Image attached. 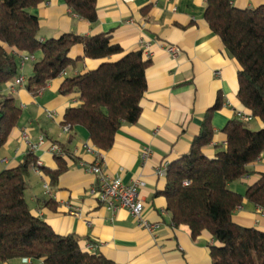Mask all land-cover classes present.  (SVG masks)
<instances>
[{"label": "crops", "instance_id": "0c3cea01", "mask_svg": "<svg viewBox=\"0 0 264 264\" xmlns=\"http://www.w3.org/2000/svg\"><path fill=\"white\" fill-rule=\"evenodd\" d=\"M262 4L264 0H234L240 9ZM205 7L206 0H95L93 22L78 16L64 0H48L31 10L38 17L40 40L68 32L82 36L110 33L112 42L123 53L142 50L144 46L151 50L144 72L146 86L140 100V115L134 123L120 126L113 145L106 151L93 145L83 127L63 131L65 110L80 101L76 93L59 92L66 77L93 70L106 59L82 58V46L75 45L71 58H81L37 94L25 85L14 87L13 82L0 89V99L12 94L21 110L15 127L0 147V171L15 167L30 150L43 169L56 171L62 165L54 182L42 169L31 168L25 191L31 212L57 234L76 236L82 249L102 254L112 264L212 263L209 246L217 243L209 232L202 231L193 237L187 225H172L166 199L161 194L166 175L158 171L190 150L206 115L213 133L201 150L206 157L213 158L226 147V123L237 119L238 113L251 114L237 97L240 66L210 29L204 18ZM165 43L179 48L177 58L169 55ZM22 54L16 53L15 57L18 76L26 83L32 75L33 62L29 61L32 65L26 69L27 62L21 65ZM34 58L40 59L41 53L34 54ZM216 103L219 107L213 109ZM250 123L253 130L263 127L258 117H252L247 125ZM54 143L66 153L60 161L50 151ZM97 155L108 175L125 184L144 182L139 195L144 201V216L158 224L155 236L139 227L126 208L111 211L90 194L95 176L87 167L95 163ZM248 169L252 175L230 184V189L243 196L257 174L264 172V152ZM44 183L49 184L51 197L44 194ZM233 220L264 231V211L246 197L234 211ZM88 244L93 247L88 248ZM0 264L43 261L17 257Z\"/></svg>", "mask_w": 264, "mask_h": 264}, {"label": "trees", "instance_id": "16d2710c", "mask_svg": "<svg viewBox=\"0 0 264 264\" xmlns=\"http://www.w3.org/2000/svg\"><path fill=\"white\" fill-rule=\"evenodd\" d=\"M47 1L0 0V89L18 76L16 53H41L25 83L33 94L81 58H71L75 45L82 46V58L106 59L93 70L66 77L59 88L62 95L78 94L80 101L65 110L61 124L69 125L70 130L83 127L93 145L106 151L120 126L134 123L140 115L149 60L141 49L123 53L110 33L82 36L68 32L40 40L38 17L31 10ZM64 2L81 18L96 20L95 0ZM204 18L240 66L238 100L263 127L253 130L239 119L229 120L223 128L225 149L208 158L201 150L213 133L206 115L190 150L168 164L161 194L173 226L187 225L193 237L202 231L211 234L217 243L209 246L211 264H264V231L233 220L243 197L264 211V172L257 174L244 196L230 189L234 181L252 175L248 166L264 152V4L240 9L234 0H206ZM218 107L216 103L213 109ZM20 114L12 94L0 99V147ZM36 161L30 150L15 167L0 171V262L20 257L43 264H112L102 254L82 249L76 236L57 234L31 212L25 191ZM39 168L51 182L63 169L62 165L56 171ZM185 180L188 185L183 184Z\"/></svg>", "mask_w": 264, "mask_h": 264}, {"label": "built area", "instance_id": "2783aa9c", "mask_svg": "<svg viewBox=\"0 0 264 264\" xmlns=\"http://www.w3.org/2000/svg\"><path fill=\"white\" fill-rule=\"evenodd\" d=\"M164 47L172 58L175 59L179 56L180 50L178 47L168 43H165ZM142 54L144 58L149 59L152 55V52L148 46H144L142 48ZM26 61L34 62V55L25 53L22 54L21 65ZM21 85H25L24 79L22 76H17L13 80V86L15 87ZM252 117L253 116L251 114H237V119L244 123L250 121ZM62 128L66 133L70 131L69 125H63ZM25 135L26 134L24 133V136ZM50 151L52 152V154L60 157H64L66 155L62 147L55 143L51 145ZM144 154H146V152H144ZM34 167L39 170L40 162L36 161V165ZM167 167L168 164H164L162 168L158 170L160 174L166 175ZM87 169L91 174L95 176V182L90 188V194L94 196L99 201V203H101L111 211H115L118 208H126L139 227L148 231L152 236H155V233L158 229V224L149 221L144 216V201L139 195V188L144 185L143 181L136 180L129 184H125L120 179L108 175L106 173V170L102 166L101 158L99 157V155L96 156L95 163L89 165ZM183 184L188 185L189 181L185 180ZM43 189L44 194L50 197L52 196L49 184L44 183ZM87 247L91 248L93 247V245L88 244Z\"/></svg>", "mask_w": 264, "mask_h": 264}, {"label": "rangeland", "instance_id": "374dc122", "mask_svg": "<svg viewBox=\"0 0 264 264\" xmlns=\"http://www.w3.org/2000/svg\"><path fill=\"white\" fill-rule=\"evenodd\" d=\"M26 62H27V63L25 64V68H26V69H28V68H30V67H31L32 63H31V62H29V61H26ZM18 71L20 72V70H19V69H18ZM251 125H252L251 123H250V125L248 124V127H249V128H251Z\"/></svg>", "mask_w": 264, "mask_h": 264}]
</instances>
